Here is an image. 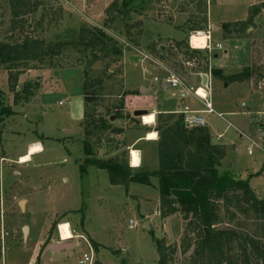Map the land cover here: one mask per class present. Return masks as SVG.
Listing matches in <instances>:
<instances>
[{
    "label": "rangeland",
    "instance_id": "rangeland-1",
    "mask_svg": "<svg viewBox=\"0 0 264 264\" xmlns=\"http://www.w3.org/2000/svg\"><path fill=\"white\" fill-rule=\"evenodd\" d=\"M11 1L0 0V41L20 40L25 35L39 37L44 39L49 53L44 61L30 62L22 69L17 82L20 99L16 104V89L10 86L8 70L0 68L5 102L17 105L15 108L22 111L18 116L15 113L6 117L2 123L0 264H25L33 256L34 264L41 261L42 264H84L80 258L85 252L91 253L89 242L94 252L93 264H159L152 233L176 248L169 264H195L194 245L186 251L183 249L186 236L183 216L176 213L166 221L159 213L157 177L151 176L148 184L112 185L105 169L93 165L82 174L78 161L86 157L83 150L86 140L92 144L98 158L119 157L130 166L138 167L140 162L133 164V151L137 149L130 148L131 143L139 134L155 128L161 113L163 118L171 116L173 120L183 115L186 125L183 113L157 111L155 123L147 127L134 111H155L149 110L146 96L140 90L141 86L154 84L153 76L161 69L150 59L158 60L185 80L191 73L206 69L202 59L204 51L191 54L190 44L189 47L179 45L177 40L166 36H179L171 26L177 27L173 12L184 13L178 16L182 23L179 27L184 28L188 36L197 30L188 31L187 27L202 28L198 31L206 34L213 31L208 22L205 23L207 0H41L37 10L19 16L14 15ZM262 2L264 0H211L210 20L221 26L224 22L246 19L251 7ZM126 11L129 16L124 15ZM100 29L102 33L97 31ZM94 34L103 43L92 51L86 44ZM217 40L222 42L223 49L214 48ZM59 43L62 45L57 46ZM210 44L213 51L207 66L223 64L229 73L248 66L252 76V82L247 83L249 87L236 89L228 96L223 94L231 91L225 90L226 82L214 78L212 99L216 110L240 111L233 115L226 113L225 119L207 114L213 132L223 133L222 142L227 144L228 159L222 161L224 165L219 167V173L231 170L236 178L249 179L256 194L264 198V151L255 146L253 154L248 153V146L255 144L253 142L264 144V80L259 83L264 76V11L250 27L244 26L239 32L227 31L223 24L222 31H215ZM214 52L217 58H212ZM130 56L139 59L130 60ZM188 62H195L196 66ZM25 86L28 87L24 91ZM85 87L89 92L87 97ZM252 87L263 90L252 92L249 90ZM49 89L57 91L46 92ZM27 90L32 93L29 97H26ZM46 94L50 95L44 96ZM83 97L86 115L93 121L86 129L83 128ZM242 102L247 103L245 109ZM247 110L253 113L241 112ZM100 118H106L110 128L100 130V121L94 122ZM226 119L242 129L244 135ZM203 127L208 128V125ZM211 136L216 142L215 136ZM31 140H40L45 152L34 155L33 162L19 163V154ZM137 146L143 152L140 171L156 170L158 147L147 141ZM27 198L29 213L26 212ZM59 211L36 256L35 242L43 236L49 217ZM231 212L236 211H221L217 227L234 228L264 244V213L248 216ZM131 220L135 222L133 228L129 227ZM25 226H28L27 232ZM77 231L83 232L89 242L77 238ZM58 235L61 239L73 238L69 242L77 241V245L62 254L46 251L41 258L42 251L54 243ZM189 237L193 238L194 233H189ZM91 239L99 244L98 248Z\"/></svg>",
    "mask_w": 264,
    "mask_h": 264
},
{
    "label": "trees",
    "instance_id": "trees-1",
    "mask_svg": "<svg viewBox=\"0 0 264 264\" xmlns=\"http://www.w3.org/2000/svg\"><path fill=\"white\" fill-rule=\"evenodd\" d=\"M31 1L12 0L14 15L19 16L37 10L41 0ZM263 9L264 2L253 5L247 20L224 24V29L239 32L244 26L250 27V23H253ZM128 12H124V15L129 16ZM232 26L234 30H231ZM191 30L198 31L202 28H191ZM97 31L102 33L101 29ZM102 43L103 41L94 34L86 45L95 51ZM178 44L189 47V36ZM61 45L59 43L57 46ZM202 51L205 52L202 59L207 68L208 50L191 48V54ZM48 53L49 49L44 39L39 37L25 35L20 40L0 41V68L5 67L8 70L10 86L16 89L15 104L20 99L17 82L22 69L30 62L44 61ZM213 74L215 78L226 83L245 82L251 77L248 68L231 75H224L219 69L214 68ZM97 83L101 84V80ZM27 87L25 86L23 90L25 91ZM31 94L28 91L26 97ZM84 94L86 97L89 95L86 87ZM15 113L12 105L5 102L4 91L0 85V154L4 153L2 123L6 117ZM84 117L83 128L86 129L93 121L89 120L86 111ZM183 117L179 115L177 120H173L171 116L163 118V114H160L154 128L158 132L159 167L156 170L133 171L134 168L129 162L119 157L98 158L94 154L92 144L85 140L83 150L86 157L78 161L81 173H87L89 166L95 165L108 172L112 185L125 186L130 182L148 184L151 176L157 177L161 217L166 218L176 213L183 216L186 221L183 249L186 251L194 245L192 259L195 264H264V244L259 239L234 228L217 227L221 221V211L229 212L230 209H234L236 212H231L233 215L237 212L248 216L263 214L264 198L256 194L249 179L236 178L231 170L219 173V167L222 166V161L227 155L225 146L212 141V136L206 127L192 129L186 127ZM96 121H100L98 126L100 130L110 128L106 118L94 120ZM189 233H194V237L190 238ZM152 237L159 254L158 263L169 264L170 256L176 248L169 246L164 239L157 238L153 233ZM92 242L95 248L99 247L97 242Z\"/></svg>",
    "mask_w": 264,
    "mask_h": 264
},
{
    "label": "crops",
    "instance_id": "crops-1",
    "mask_svg": "<svg viewBox=\"0 0 264 264\" xmlns=\"http://www.w3.org/2000/svg\"><path fill=\"white\" fill-rule=\"evenodd\" d=\"M210 4H211V0H210V2L208 3V5H207V3H206V6H207V9H208V11L207 12H205L206 14H207V17L205 18V23H207L208 22V26L210 27H212L213 28V31H210V35H211V37H212V39H213V37H214V33H215V31L216 32H218V33H220L221 31H222V25L223 24H228V23H233V22H236V21H245V20H247V17H248V15L249 14H247V17H246V19H235L234 21H229V22H224L221 26H219V25H217V24H215V23H213L211 20H210ZM209 6V7H208ZM264 11V9L262 10V12ZM204 13V14H205ZM182 14H184L183 12H180V13H175V12H173V13H171V15H173V17H174V19H175V21H174V23L177 25V27L175 28V25L173 26V25H171L174 29H175V31L179 34V36L177 37V36H173V35H167L166 37H170V38H174L175 40H177V42H179V41H181V40H184L188 35H187V33H186V30L184 29V28H180L179 27V25H181V27H182V23H180L179 21H178V16L179 15H182ZM259 16V15H258ZM258 16L255 18V20H254V22L257 20V18H258ZM149 21H151V20H149ZM148 23H151V22H148ZM161 27H162V25H161ZM193 28H195V27H193ZM231 28H234L233 26L231 27ZM186 29H188V31L190 30L191 31V28H186ZM259 29V28H258ZM209 30V29H208ZM207 31V30H206ZM157 33H161V32H159V31H157ZM257 33H258V31H257ZM192 35V34H191ZM191 35H189V39H190V36ZM219 37V36H218ZM228 38H230V37H228ZM232 39V38H231ZM216 43H219V44H221L222 45V49H223V44H222V42L220 41V40H217L216 42H215V44ZM195 49H199V48H195ZM200 49H203V48H200ZM226 53V52H225ZM131 57V56H130ZM218 57V54L216 53V52H214V55H212V58H217ZM213 60V59H212ZM247 60V58L245 59V60H243V62L245 63V61ZM236 61V60H235ZM210 62H211V60H210ZM238 62V61H237ZM239 64V66L240 67H243L244 65L242 64V63H238ZM211 65V64H210ZM223 65V64H222ZM217 65V66H212V68L214 69H219L224 75H231V74H236V73H238V72H241L244 68H249L248 66H244V68L243 69H241L240 71H238V72H236V73H229L228 71H227V69H226V66L225 65ZM192 69L193 68H191V71H192ZM206 70V69H205ZM204 70V71H205ZM204 71H196V72H194V73H191L190 74V76L189 77H187V79L185 80L184 79V81H185V83L189 86V87H199V86H202L203 85V83H202V76L204 75L203 74V72ZM214 75V74H213ZM214 78H215V76H214ZM263 80H264V76L262 77V80H260L259 81V83L260 82H263ZM250 82H252V76L250 77V79L249 80H247V81H245V82H227V83H225V90H228V89H230L231 91H229V92H226V93H223L224 95H226V96H228L229 95V93H232L234 90H236V89H240V88H244V87H249L248 85H247V83H250ZM258 83V84H259ZM45 83H43V86H44V88L46 89V84L44 85ZM235 87H238V88H235ZM142 89H145V92H143V90ZM174 88H171V87H164V86H160L159 84H157V83H154V84H149L148 86L147 85H144V86H141L140 87V90H142L141 92L143 93V95H145L146 96V100L145 101H147V103L146 104H148L149 105V110L151 111V110H155L153 113H155V115H156V113H157V111H161V112H165V113H173V112H180L181 113V111L184 109V107L185 106H188L189 108H191L192 110H203L204 108H205V106H204V104L198 99V98H196L195 96H193V95H188V96H186L184 99H182L181 98V95H180V92L179 91H177V89L175 90V91H177V92H179V99H177V93L173 90ZM250 91H252L253 92V90H257V91H262L263 89H262V87H260V88H258V89H255V88H250L249 89ZM49 91L53 94L55 91H57V90H52V89H49V90H47L46 92H48L49 93ZM169 92H171V94H170V96L168 95V93ZM228 94V95H227ZM47 95H50V94H46V95H44V96H47ZM83 95V94H82ZM42 99H43V97H42ZM41 99V100H42ZM212 101H213V99H212ZM60 102H61V100L59 101V104H60ZM69 102V101H68ZM63 103V102H62ZM83 107H84V114H83V119H84V115H85V104H84V97H83ZM213 104H214V108H215V102H213ZM12 105V108L14 109V111L16 112V115L15 116H18L22 111H20V109H16L15 108V106H17V105H13V104H11ZM241 106L245 109L246 107H247V103L246 102H242L241 103ZM22 110H25L26 108H21ZM215 110H216V108H215ZM221 110V109H220ZM242 113H253L252 111H241ZM218 113H221L222 114V116H219L218 115ZM226 113H228V115L229 114H239L240 113V111H228V112H223V111H219L218 109L216 110V113H213V114H217L219 117H222V118H224L225 119V115H226ZM258 113V112H257ZM202 117H204L205 119H206V121H207V125H208V128L210 129V132H211V134L212 135H214L215 136V139H216V142H219V141H221L222 142V139H223V133H218V134H216V132H213V129H212V125H210V123H209V117H207V114H205V113H201L200 114ZM209 115H211V114H209ZM185 116H187V117H191V116H193V114H191V113H187ZM83 119L81 120V122L83 121ZM227 120V119H226ZM155 121H156V118H155ZM228 121V120H227ZM229 122V121H228ZM229 124L230 125H232V126H234V128H236V129H238L239 130V133L241 132V133H243V135H244V131L242 130V129H240L239 127H237L234 123H232L231 121L229 122ZM152 125L153 124H146V126L147 127H152ZM262 128H264V126L262 125ZM152 131H155L154 130V128H152V129H150V130H147L145 133H143V134H139L135 139H134V142H132L130 145H131V147L130 148H135V149H137V150H139V152H140V156H141V160H140V165L138 166V167H134L133 166V168H137L138 170H140V168H142V166H143V152H142V150L137 146V144L138 143H140V142H142V141H147L148 143H150V144H154L156 147H158V142H157V139H158V136H157V138L156 139H146V136H147V134L149 133V132H152ZM13 132H16V131H13ZM16 133H19V132H16ZM157 135H158V132H157ZM218 136H222L221 138H219ZM236 139V137H234V140ZM35 144H40L41 145V147L43 148V150L41 151V152H37V153H35V154H33L32 155V157H31V160L30 161H27V162H24V163H29V162H33V157H34V155H36V154H39V153H43V152H45V148H44V145L42 144V142L40 141V140H31V141H29L28 143H27V145H26V147H23V149H22V151H21V153L19 154V156H18V162H19V159H20V157L21 156H23V155H25V154H29V152H30V148H31V146L32 145H35ZM222 144L225 146V148H226V152H227V155H226V159H228V151H227V144L225 143L224 144V142H222ZM251 145V144H250ZM136 146V147H135ZM138 147V148H137ZM131 150V149H130ZM130 152V155H131V151H129ZM131 158V157H130ZM7 160H9V161H12V160H10L9 159V157H7L6 158ZM19 163H21V162H19ZM224 163V162H223ZM222 163V166L224 165ZM228 163V162H227ZM230 166H233L232 165V163H231V165ZM20 173V172H19ZM65 180H68V179H65ZM48 188H50V185H48ZM253 188V187H252ZM254 189V188H253ZM26 203L28 204V205H26V212L27 213H29V208H28V206H29V199L27 198L26 199ZM62 212V211H61ZM159 213H160V210H159ZM59 214H60V211L59 212H56V214L54 215V216H50L49 217V219H48V221H47V224L45 225V227H44V231H43V236L39 239V240H37L36 242H35V244H34V248H35V255L37 256V253L36 252H38L39 253V249L41 248L40 247V245L41 244H43V241H44V238H45V234H46V232L49 230V228H50V226H51V222H54L55 220H57L58 219V217H59ZM174 215V214H173ZM31 216V215H30ZM170 216H172V215H170ZM170 216H168V217H166V218H163V219H165L166 221H167V219H169V217ZM66 222H69L70 223V226H71V230H72V232H73V229H72V223L68 220V221H66ZM135 223V222H134ZM59 224V223H58ZM58 227V226H57ZM78 232V231H77ZM77 238L79 237V238H84L85 240H87L85 237H84V233L83 232H78V235L76 236ZM67 239H69V238H67V237H65V239L63 238V239H61V237H60V235H58V237H57V239L54 241V243H52V244H50L49 246H51V245H63V246H66V245H70V248H62L61 250H57V249H52V248H49V246H47V248L44 250V251H42V253L40 254V257L42 258V256H43V253L44 252H46V251H50V250H53V251H56V252H59V253H66V252H68L71 248H73L75 245H77V241H75V242H69V241H71L72 239H69V240H67ZM92 241H93V239H91ZM87 242H89L88 240H87ZM89 244H91L90 242H89ZM93 261H94V252H93ZM41 258H40V261H41ZM81 259V258H80ZM34 256L31 258V261L29 262V263H25V264H34ZM102 264H105L106 262H101ZM41 264H42V261H41ZM84 264H88V263H84ZM106 264H108V263H106Z\"/></svg>",
    "mask_w": 264,
    "mask_h": 264
},
{
    "label": "built area",
    "instance_id": "built-area-1",
    "mask_svg": "<svg viewBox=\"0 0 264 264\" xmlns=\"http://www.w3.org/2000/svg\"><path fill=\"white\" fill-rule=\"evenodd\" d=\"M209 3L210 0H207ZM200 31H196V33H199ZM208 43L207 46L203 49L208 50L209 55L212 53L213 48L211 46V35L208 33ZM191 37L189 39V44L192 48H194L191 44ZM214 48L217 49H222V45L217 43ZM148 58V57H146ZM150 59V58H149ZM154 64H156L160 69V72L157 75L153 76V81L160 86H164V84H169L171 88L177 89L180 92L181 98L184 99L188 95H193L196 98H198L205 106L203 110H192L188 106H185L184 109L181 111L183 114L191 113L193 116L187 117L185 116V121H186V127L188 128H194V127H203L207 126V121L204 117H202L200 114L205 113V114H213L216 113V110L214 108V104L212 101V92H213V81H214V75H213V68L209 64L207 66L206 70L203 72L204 75H206V83L202 86L199 87H189L184 79L180 78L177 74H175L172 71H169L168 69L165 68L164 65L161 64L158 60L155 59H150ZM188 64L192 67L196 66L195 62H188ZM203 89L205 91V95L200 94V90ZM62 104V101L60 102ZM219 116H222L221 113H218ZM155 123V122H154ZM153 123V124H154ZM241 133V132H240ZM243 135V133H241ZM221 138L222 136H218ZM255 144H251L248 146V153L253 154L254 152V147H259L264 151V144H259L256 142H253ZM131 162V161H130ZM59 226V224H58ZM129 227L133 228L135 227V223L133 220L130 221ZM58 228V227H57ZM88 246L91 249V253H83L80 262L82 263H88V264H93V252H92V246L91 244L88 243ZM138 264H144V263H138Z\"/></svg>",
    "mask_w": 264,
    "mask_h": 264
},
{
    "label": "bare ground",
    "instance_id": "bare-ground-1",
    "mask_svg": "<svg viewBox=\"0 0 264 264\" xmlns=\"http://www.w3.org/2000/svg\"><path fill=\"white\" fill-rule=\"evenodd\" d=\"M200 32L192 34L191 44L193 43V45L198 46V47L204 46V48H205L207 46L209 37L205 32H203V33H200ZM195 46H193V47L195 48ZM199 92H200V94L205 95V91L203 89H201ZM141 118H142L144 124H153L155 122V113H152V112L146 113ZM157 136H158L157 132L152 131V132H149L147 134L146 139H156ZM42 150H43V148L41 147L40 144L32 145L30 148L29 154H25V155L21 156L19 159V162L24 163V162L30 161L33 154H35L37 152H41ZM133 154H134L133 156H135V159L133 160V164L139 163L140 158H141V156L139 155L140 152L138 150H134ZM130 157H131V155H130ZM130 161H131V158H130Z\"/></svg>",
    "mask_w": 264,
    "mask_h": 264
},
{
    "label": "water",
    "instance_id": "water-1",
    "mask_svg": "<svg viewBox=\"0 0 264 264\" xmlns=\"http://www.w3.org/2000/svg\"><path fill=\"white\" fill-rule=\"evenodd\" d=\"M136 59H139V57L138 56H131L130 57V60H136ZM206 79H207L206 75H203L202 76L203 85L206 83ZM164 87H170V86H169V84H164ZM142 90H143V92H145V89H142ZM146 113H148L147 109H136L134 111V115L137 116V117H142ZM147 226H149V224ZM24 230L27 232L28 226H25ZM49 248L61 250L62 248H70V245H66V246H63V245H51V246H49Z\"/></svg>",
    "mask_w": 264,
    "mask_h": 264
}]
</instances>
